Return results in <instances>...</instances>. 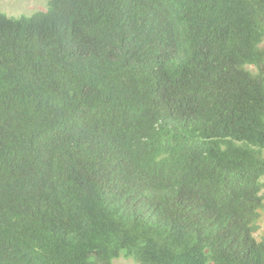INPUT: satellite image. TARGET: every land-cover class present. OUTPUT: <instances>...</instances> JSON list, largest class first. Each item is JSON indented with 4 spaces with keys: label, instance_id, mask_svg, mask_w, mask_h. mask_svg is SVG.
Instances as JSON below:
<instances>
[{
    "label": "trees",
    "instance_id": "obj_1",
    "mask_svg": "<svg viewBox=\"0 0 264 264\" xmlns=\"http://www.w3.org/2000/svg\"><path fill=\"white\" fill-rule=\"evenodd\" d=\"M264 0L0 12V264H264Z\"/></svg>",
    "mask_w": 264,
    "mask_h": 264
},
{
    "label": "rangeland",
    "instance_id": "obj_2",
    "mask_svg": "<svg viewBox=\"0 0 264 264\" xmlns=\"http://www.w3.org/2000/svg\"><path fill=\"white\" fill-rule=\"evenodd\" d=\"M46 0H0V12L7 16L30 15L34 11L44 10ZM258 239L264 238V205L260 210L258 229L255 232ZM112 264H138L132 258L120 256Z\"/></svg>",
    "mask_w": 264,
    "mask_h": 264
}]
</instances>
